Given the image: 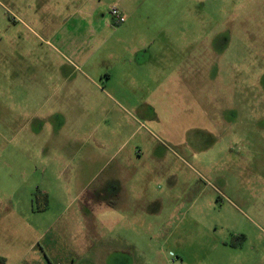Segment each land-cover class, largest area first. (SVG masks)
I'll list each match as a JSON object with an SVG mask.
<instances>
[{"label": "rangeland", "instance_id": "rangeland-1", "mask_svg": "<svg viewBox=\"0 0 264 264\" xmlns=\"http://www.w3.org/2000/svg\"><path fill=\"white\" fill-rule=\"evenodd\" d=\"M93 1L0 0V264L119 191L148 216L128 264H264V0Z\"/></svg>", "mask_w": 264, "mask_h": 264}, {"label": "crops", "instance_id": "crops-1", "mask_svg": "<svg viewBox=\"0 0 264 264\" xmlns=\"http://www.w3.org/2000/svg\"><path fill=\"white\" fill-rule=\"evenodd\" d=\"M85 1L91 5V15H94V1ZM138 2L139 0H119L116 5L125 15L124 23L127 25L140 11L137 6ZM74 6L78 7V4ZM76 13L79 14V10ZM44 194L49 198L48 193ZM116 194L117 192L106 198L90 194L80 202L78 218L74 220L76 232L72 237V247L66 252L61 249L60 232L53 231L59 219L53 218L47 232L37 237L38 243H42L40 250L45 261L49 264H88L85 263L86 252H90L95 244H99L102 249L101 253L105 256V262L102 264H128L126 256L129 255V250L137 247L132 239L141 238L144 235L142 224L143 221L148 220V216L144 218L136 213H127L128 201L120 198V191L119 197H116ZM80 196L81 194L78 193L76 200ZM47 207L48 204L41 212H45ZM147 234L148 232L145 235Z\"/></svg>", "mask_w": 264, "mask_h": 264}, {"label": "built area", "instance_id": "built-area-1", "mask_svg": "<svg viewBox=\"0 0 264 264\" xmlns=\"http://www.w3.org/2000/svg\"><path fill=\"white\" fill-rule=\"evenodd\" d=\"M109 15L112 18V20L117 24H123L126 20V17L123 14V12L118 7L115 6L110 8ZM56 264H60V263H56Z\"/></svg>", "mask_w": 264, "mask_h": 264}, {"label": "trees", "instance_id": "trees-1", "mask_svg": "<svg viewBox=\"0 0 264 264\" xmlns=\"http://www.w3.org/2000/svg\"><path fill=\"white\" fill-rule=\"evenodd\" d=\"M113 24L114 25H120V24L115 23L114 21H113ZM35 198H36V202L40 203L39 204V210L40 211L44 210L45 207H46V203H47V196H46V194L38 191L35 194ZM238 238L242 239V237H238ZM232 246H237V245L234 244Z\"/></svg>", "mask_w": 264, "mask_h": 264}, {"label": "flooded vegetation", "instance_id": "flooded-vegetation-1", "mask_svg": "<svg viewBox=\"0 0 264 264\" xmlns=\"http://www.w3.org/2000/svg\"><path fill=\"white\" fill-rule=\"evenodd\" d=\"M252 71V70H251ZM261 81H260V84H261V90H260V93L261 94H263L264 95V70H263V72H262V76H261ZM264 104V102L262 103V104H260V105H263Z\"/></svg>", "mask_w": 264, "mask_h": 264}]
</instances>
